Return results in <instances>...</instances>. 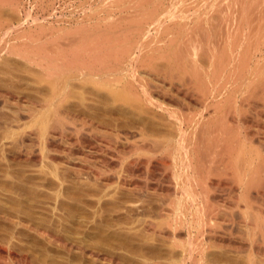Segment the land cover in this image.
I'll return each mask as SVG.
<instances>
[{"label": "bare ground", "instance_id": "obj_1", "mask_svg": "<svg viewBox=\"0 0 264 264\" xmlns=\"http://www.w3.org/2000/svg\"><path fill=\"white\" fill-rule=\"evenodd\" d=\"M173 4L136 10V24L153 29L131 34L143 38L115 35L120 20L113 33L111 24L71 33L42 25L19 39L0 36V59L13 56L47 84L41 104L0 87V103L35 118L30 134L60 129L58 106L73 85L99 102H82L89 108L78 123L90 139L81 141L113 152L115 162L102 166L110 171L96 176L116 195L82 200L58 183L78 198L52 196L48 218L32 205L36 183L33 192L29 182L0 181V264L38 263L18 247L26 235L65 256L48 264H264V8ZM12 123L19 131L25 122Z\"/></svg>", "mask_w": 264, "mask_h": 264}, {"label": "rangeland", "instance_id": "obj_2", "mask_svg": "<svg viewBox=\"0 0 264 264\" xmlns=\"http://www.w3.org/2000/svg\"><path fill=\"white\" fill-rule=\"evenodd\" d=\"M175 1H176V3H175ZM162 2L165 5V7L171 6L174 3L173 6L175 4L176 5H178V4H186L187 5L188 4L190 6H194V5L195 6H197V5L209 6V5H211V7H214V6L215 7L216 6L217 7L218 6L223 7V6H229V5H230L229 7H238V6L239 7L245 6L246 7V5L247 6L251 5V6H255V7L260 6V7L264 8V0H173V1L172 0H153V1L152 0H0V36L2 35L1 37L6 36V37H9L10 39H14V38L16 39V37L19 35V37H17V39H19L20 37L24 36V34H25L24 31H27L26 32L27 34H30L31 32L35 33V29H38L39 28L38 26H42V25H43V27H46V28H49L51 26L50 28L53 31L56 28H57V30H59V28H60V30L63 29L62 31H64L65 29L67 30V31L65 30L64 32H70L71 33L75 27L76 28L74 29V31L77 29V26L79 27V29L83 28V27L84 28H87V27L88 28H92V27L98 28V26H101V28L100 27L98 29L96 28L97 32L98 31L102 32V30H104V31L108 30V32H109L110 28H108L109 27L108 25L111 24L112 27H111V25H110V27L112 29H111L110 33H113L112 32L113 29L114 30L117 29V28H115L116 25H114V24H117V22L119 20H120L119 23L121 22L122 24L118 23L117 25H119L118 26L119 29L115 30L116 32L115 31L114 32H115V35L121 36V35H123V32H125V31L132 32L134 30L133 28H135V26L138 24L139 20H138V22H136L137 21L136 13L138 14V12L143 11V9L145 7H146L145 10L148 9L149 7L153 8L152 6L155 3H156V5H158V6L155 5V7L160 6L162 9V7H163V6H161ZM147 3L151 4L152 6L148 5ZM143 4H144V6H143ZM138 6H142V10L138 9L139 8ZM136 10L138 12H136ZM157 11L160 12L161 10L157 9ZM132 13H135V14L133 15ZM124 15H125V17H124ZM121 16H123L124 19ZM130 16H132V17H130ZM127 18L129 20H132L133 18H134V20L136 19L135 22H134V20H132L134 24L137 23L136 25H134V24L132 25L133 26L132 30H131V28H127L128 26L130 27V23H131V21L129 22L127 20ZM112 19H116V20L113 21ZM147 19H146V17L145 18L143 17V19H140V20L146 21ZM110 20L113 22H116V21L117 22L112 24V22ZM123 20H124V22H123ZM150 21H151V19H150ZM263 21H264V19H263ZM21 22H23V24H24V27L22 28L23 30H21V32L20 31L14 32L12 30V29H14L13 27L21 24ZM126 23H128V24L125 26ZM142 23L144 24L143 21H142ZM148 23L149 22L146 21V24H144V25H147V26L143 25V27H145L143 30H145V29L147 30V28L148 29L151 28L149 30H153L150 24H149L150 27H148L149 26ZM89 24H91V25H89ZM9 26H12L11 27L12 31L10 30ZM90 26H92V27H90ZM138 26L139 25H137V27L135 28V31H133V33H129V35H128V33L126 32L127 36H129V37L130 36H132V37L136 36V37L141 38L140 36L143 35L142 34L143 31H142V33L140 31L143 28L141 26H139V29H140L139 31H140L141 35L139 33H137L139 36L137 34L131 35V34L136 33ZM27 27H28V29H27ZM126 28L130 29L131 31L125 30ZM68 29H69V31H68ZM57 30H55L54 32H56ZM149 30H147V31H149ZM22 31L24 34L22 33ZM147 31H145V32H147ZM137 32H138V30H137ZM17 33H19V34H17ZM110 33H108V34H110ZM120 33H121V35H120ZM7 34H8V36H7ZM145 34L146 33H144V35ZM143 36H142V38H143ZM2 56H4L0 59L1 60L0 61V87L3 88L2 90H4V88H5V91L10 90V91H12V93H14V94L18 93V95L22 94L21 96L26 97V98L28 96L29 99L28 98L27 99L28 100L31 99L35 103H38V104L43 103L44 102L43 99L45 100V98L48 97L47 94H49V92L47 91L48 88H46L47 87L46 82L43 81L39 77L40 75H38V72L34 71L31 68L28 69V66H26L21 61L20 62L17 61L13 56H9L7 54H2ZM10 58H12V59H10ZM75 86L77 87V89L75 90L76 87L73 88L74 87V85H73L72 89H70V93H69L70 97L68 96L69 98L67 97L68 99H65L58 106L59 107L58 118L63 120L61 122L62 126L59 125L60 126V129H59L58 125H56L57 123L55 124V122H54L55 127H52V129L49 130L48 134L45 135L46 137L48 136L50 138L49 140H51V142H52V148H51V146L47 145V143L44 141V140H46L45 139L46 137H44V135H39V133H35L36 130H34L35 132L32 131V132H34V133H31L32 135L29 133V132H31V130H33L32 128H35V127H33V124H32L34 121L36 122L34 117H33L34 120L32 118L31 119L28 118L29 115H27V116H26V114L24 115L23 114L24 111L22 112V111L18 110V108L14 105L9 106L7 104L0 103V181L4 180L5 182H9V180H10V183H17V184L18 183L25 184V183L29 182V183H27V186L28 187L30 186L29 187L30 189L32 187H33V189H35V187H34L35 185L38 186L36 188V190L39 191V193L36 192V194L38 193L39 196H41V197L45 196V197H42L43 200L40 199L41 197H39V196H37V197H39L38 199L43 201L45 205L42 202L37 201L38 199L36 200V202L33 201L35 203L32 202V205L36 204L38 207H41V208H39V210H38V208H36V210H38V212L42 211L41 213H45L47 211L48 218L51 217L52 213L54 212V210L52 212H50L49 213L50 216H49L48 212L51 209H48V207L53 208L54 206H52V205H54V203H55V202L53 203V201L55 199H51V198H53L54 196H55L54 198H56V194L58 195L60 192H62L61 193L62 199H65V197H67L68 191H60L58 189L60 185H58V186L56 185L58 183L62 184L63 186L71 188L72 192L76 191L77 194L75 192L74 193L77 196L82 197L83 198V199L81 198L82 200H89V199L94 200V198L95 199L99 198L100 195H102V196L104 195V197H106L107 199L109 198L112 200V197L115 195L114 189H111V190L109 189V191H103L102 188L98 184L99 183L98 178L101 177L102 173L104 174V172H105L106 166L104 165L103 168H102V166L104 163H106V160H107V163L109 162V164H112L115 162L114 160H112V158L114 156V154H112L113 152L110 149H108L106 151L104 150V152L101 151L99 144H97V143L94 146H90V147L88 146L89 148H87L86 146L84 147V144L82 143L83 139H85V140L90 139V137L87 136V133L85 131L81 130L82 127L78 123L81 120V118L83 117L82 111L84 109L86 110L89 108L86 105L89 104V105H92L90 107H94L95 105L97 106V104L99 102L96 100V98L94 96H93V99L95 98L94 101H93V99L90 100L92 98V95H89V98L87 96L86 97L87 99L85 97L82 98L81 90L78 89L77 85H75ZM44 88L47 90L45 91ZM71 90H73L74 93ZM79 91H80V93L78 94L77 92H79ZM71 92L73 94H71ZM76 94H78V95H76ZM83 96H86V94ZM85 100H86V102H84ZM87 100H88V102H87ZM80 101H81V103H80ZM82 102H84L86 105ZM84 106H85V108H84ZM96 106H95V108H96ZM18 111H20V112H18ZM79 111H81V113ZM19 113L23 114L24 116L23 115L21 116V114H19ZM79 113L81 116L79 115ZM68 114H70V115H68ZM18 116H19V118L22 117V119L20 118L17 120ZM60 119H58V120H60ZM75 119H76V121H75ZM19 120H22L25 123H23L22 121H20L21 123L20 122L18 123ZM31 120H33L32 123H31ZM72 121L73 122L75 121L79 125H77L75 122L74 123L76 124V126H75V124L72 125ZM11 122H13L14 125L17 124V126L18 125L21 126L23 123V126H21V127L24 129L28 125L29 126L27 127V130L25 129L23 131L21 128L20 130L18 129L19 131H15L16 127L11 129L7 126L8 123H11ZM64 122H65V124H64ZM54 124H53V126H54ZM78 127L79 128L81 127L80 128L81 133H80V131H78V129H79ZM62 128L64 130H62ZM82 129H84V128H82ZM76 130H77V132H74ZM22 132L25 133L26 135L23 134V136H22L21 135ZM77 133H78V135L80 133V135H79L80 137L77 135ZM75 134L77 135V137L79 139L76 138ZM83 137H87V138H83ZM42 139H43V141H42ZM19 143H20V145H19ZM81 145H83V146H81ZM15 151L17 152L16 154L20 153L18 155L20 157L12 160V158L10 156L13 153H15ZM111 154L113 155L112 157H111ZM51 157H52V159H51ZM103 161H105V162H103ZM56 165H59V166H56ZM100 169H102V173L100 172L101 171ZM107 171H110V170L107 169L106 172ZM93 173H94V175H93ZM98 173H100V174H98ZM96 174H97V176H99V175L100 176L97 178ZM110 174H111V172H109V174H107V175H110ZM95 176H96V178H95ZM31 183L32 184L36 183V184L32 185ZM82 183H83V186H85V187L80 186V185H82ZM47 185H49L51 188ZM68 185H70V186H68ZM75 186H76V189H75ZM89 187H91V188H89ZM72 188H73V190H72ZM33 189H31V190H33ZM79 189H80V191H79ZM36 190H33V192ZM57 190H59V191H57ZM12 191L9 190V192H12ZM98 191L100 192V194H98ZM28 192H29V190H28ZM70 192H68L69 197L71 195V198H73L75 196V194L72 195ZM14 194H16V195H14ZM14 194H13L14 196H17V193L14 192ZM23 194L24 193H22V195ZM40 194H42V195H40ZM89 194H91V195H89ZM96 194L99 196L96 197L95 196ZM20 195H21V193L19 194V196ZM22 195H21V198L19 197L20 199H24L26 197V195H25V197H22ZM85 195H86V197H85ZM77 196H75V197H77ZM49 197H50V200H49ZM148 200L149 199H147L146 201L148 204H150L149 202H151L152 200H149V201ZM83 203H84V201H83ZM151 203L154 204L155 203L154 200ZM40 204H42V206ZM43 207H45V208H43ZM43 210H44V212H43ZM122 211H125V209H123ZM56 212L58 213V211H56ZM26 236H25V239H26ZM21 239L23 242L21 241ZM21 239L19 240L21 242L18 241V243H19L18 247H20V245H22L20 243H23L24 246H21L22 249L25 247L26 249L24 248V251L29 250L28 255L30 257L33 255V257H31V258L36 259L34 261L35 263L38 262L39 264H44V262H45L46 264H48L49 261L51 262V260L53 259V258L51 259V257H52V255L55 254L54 252H52L53 250L47 251V249L48 250L50 249L49 247L48 248L44 247L46 250L45 249L41 250V249H43V248H41L42 245H41V247H38L37 246L38 244H36V243H35L36 245H34V246H36V249H34L33 244L32 243L30 244L31 241L29 240L30 239L29 237L27 238L29 240V242H27V243H25L26 241H24L25 239L23 236H21ZM31 245H32V247H31ZM17 248H16V250L19 249V248L18 249ZM22 249H20L19 251H21ZM38 250H40V251L36 252ZM21 252H23V250ZM34 252H36V253H34ZM42 253H44L45 256ZM40 254H41V256H39ZM50 255H51V257H50ZM57 255L60 256V254H57ZM57 255L55 254L54 255L55 257L54 256L53 257L55 259L58 258L57 260L60 261L61 257H58ZM48 257H49V259H48ZM44 258H45V261H44ZM64 258H65V256L62 257L63 260H64ZM37 259H38V261H37ZM39 259H41L43 261V263H41L42 261ZM63 260H61V261H63ZM49 264H51V263H49Z\"/></svg>", "mask_w": 264, "mask_h": 264}]
</instances>
